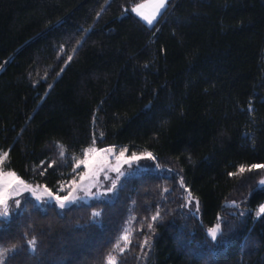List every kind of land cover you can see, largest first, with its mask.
Wrapping results in <instances>:
<instances>
[{"label": "trees", "instance_id": "1", "mask_svg": "<svg viewBox=\"0 0 264 264\" xmlns=\"http://www.w3.org/2000/svg\"><path fill=\"white\" fill-rule=\"evenodd\" d=\"M145 1L0 0L4 168L56 194L91 146L161 166L110 199L25 198L4 264H264V0H170L152 25Z\"/></svg>", "mask_w": 264, "mask_h": 264}, {"label": "rangeland", "instance_id": "2", "mask_svg": "<svg viewBox=\"0 0 264 264\" xmlns=\"http://www.w3.org/2000/svg\"><path fill=\"white\" fill-rule=\"evenodd\" d=\"M169 1L170 0H166L164 6L159 8L158 11H156L157 0H147L141 3L145 6L143 8H140L139 11L149 16L152 15L153 12H156L155 17L153 19V23H155L160 14L166 9ZM135 13L137 14L136 11ZM138 16L142 19L140 15ZM144 21L147 23L146 20ZM89 149L93 150L88 151L87 156L83 154V156L76 161L74 168L75 176L70 180L63 182L58 190V193H52L54 196L59 195L61 197L71 193L73 196L78 197L75 203H72L71 205L83 202L89 203L96 199H110L113 195H115L119 183L124 177L141 172L159 171L161 169V166L157 163L155 158H149L147 155H145L146 153H149L147 151L135 153L138 157H140V159L125 162L128 161L133 154L128 153V151H126L124 153V156H120V152L125 148L117 146H106L102 148L97 146H91L87 150ZM105 149H111V151H100ZM152 157L154 156L152 155ZM78 163L79 166H77ZM3 165L4 162L3 164H0V193H2L3 196L8 199L9 214L11 210L15 211L16 209H18L24 202L25 198H31L38 205L41 206H45L47 204H56L59 207L57 201L48 198L47 194L44 191V185L29 183L23 178H21L17 173L5 169ZM116 168H119V172L114 170ZM7 173H14L15 175L9 176L6 175ZM120 173H123V175H121ZM261 180H264V177ZM21 181H23V183H20ZM113 181L116 182V189H114L113 191H108ZM259 185L264 186V184H261L260 182ZM29 186H31L32 189L36 190V195L41 196V199L39 201L34 195H32V192L29 190ZM37 186L40 187L37 188ZM61 188L63 190H61ZM73 189H75V191H73ZM88 192L93 193L95 195H88ZM16 200L20 201L19 207H16L14 205V201ZM184 202L187 205V208L193 210L195 213L198 212L197 201L191 196V201L189 202L188 193H185ZM228 205H234V203L230 202L228 203ZM132 223L133 221L131 219H128L126 222L122 236H124L127 232L128 239L127 241L121 239V242H123L124 244L128 243ZM220 231L221 225L218 234L220 233Z\"/></svg>", "mask_w": 264, "mask_h": 264}, {"label": "snow or ice", "instance_id": "3", "mask_svg": "<svg viewBox=\"0 0 264 264\" xmlns=\"http://www.w3.org/2000/svg\"><path fill=\"white\" fill-rule=\"evenodd\" d=\"M165 3H166V0H157L156 11H158L159 8L163 7ZM144 6L145 5H143V4L138 5L137 8L133 9V11H136L137 14L142 17V19L146 20L147 23L149 25H151L153 23V19L155 17L156 12H153L152 15H150V16L149 15H145L143 12L139 11V9L143 8ZM60 147H61V156H63V154H64L63 146H60ZM92 150L93 149L85 150L84 155L87 156L88 151H92ZM100 151H111V149H105V150H100ZM126 151H127L126 148L124 150H122L120 152V156H124V153ZM7 155L8 154L6 152L0 154V164H3L4 160L7 158ZM145 155H147L149 158H153L154 159V157H152L151 153H146ZM138 159H140V157H138L135 153H133L132 156L129 158V160L125 161V162H130L131 160H138ZM53 163H55V162H53ZM77 166H79V163L77 164ZM251 167L252 168H261V167H264V165H252ZM114 170L119 172V168H116ZM239 171L240 172L245 171L244 167L241 166ZM120 174L123 175V173H120ZM6 175L14 176L15 174L14 173H7ZM233 175H235V174H233ZM20 183H23V181H21ZM260 183L264 184V180H261ZM181 186H183V180H181ZM39 187L40 186H37V188H39ZM114 189H116V182L115 181H113V183L111 184V186L108 189V191H113ZM29 190L32 192V195H34L38 201L41 199V196L40 195H36V190L32 189L31 186H29ZM61 190H63V189L61 188ZM44 191L47 194L49 199H54L55 201L58 202L59 207L61 209L65 208L67 206H70L72 203H75L76 199H78V197L73 196L71 193H69L68 195H65L63 197H61L59 195H55L54 196L52 194L51 190L47 189L46 186L44 188ZM73 191H75V189H73ZM165 191H167V189H165ZM87 194L88 195H95V194L90 193V192H88ZM190 201H191V194L189 193V202ZM14 205L16 207H19L20 201H18V200L14 201ZM197 206H198V202H197ZM260 211L264 212V207H262L260 209ZM8 215H9L8 199L5 198L2 193H0V218H7ZM92 215L94 217H98L100 215V213L97 211V212H93ZM158 216H159V213L157 212V214L155 216H153L152 219L156 220ZM149 227H151V225ZM219 229H220V225L219 224H217L215 228L209 229V235H210L212 240H216ZM121 239L124 240V241H127V239H128L127 232L125 233L124 236L121 237ZM28 243H29V245H31V250L33 252H35L36 241L33 239V240L28 241ZM144 243L147 244V240H145ZM125 247H127V244H125ZM115 248L120 249L121 253L124 251V248H121V245H120L119 242H117V244L115 245ZM12 250L13 251L15 250V246H13ZM9 251L10 250L7 249V248H0V264H4V259H5L6 255H7V253ZM107 264H117L115 257L112 256L111 254H109V256L107 258Z\"/></svg>", "mask_w": 264, "mask_h": 264}]
</instances>
